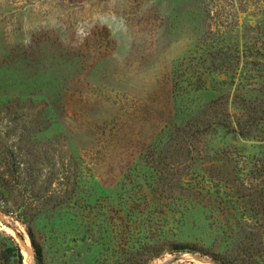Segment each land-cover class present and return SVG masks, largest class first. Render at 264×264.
I'll return each instance as SVG.
<instances>
[{"label":"rangeland","instance_id":"374dc122","mask_svg":"<svg viewBox=\"0 0 264 264\" xmlns=\"http://www.w3.org/2000/svg\"><path fill=\"white\" fill-rule=\"evenodd\" d=\"M209 107L214 125L193 140ZM1 144L43 167L13 201L31 209L43 264H144L150 246L163 250L151 264L212 262L171 248L223 252L261 219L244 207L264 205V0H0ZM193 170L213 188L177 189ZM132 171L136 188L119 189ZM156 173L163 189L148 188ZM26 226L0 212L22 256L0 264H36Z\"/></svg>","mask_w":264,"mask_h":264},{"label":"trees","instance_id":"16d2710c","mask_svg":"<svg viewBox=\"0 0 264 264\" xmlns=\"http://www.w3.org/2000/svg\"><path fill=\"white\" fill-rule=\"evenodd\" d=\"M225 68V67H224ZM228 67L225 71H228ZM207 108L205 111L200 112L198 117L195 118V125L192 126V133H189L188 136L192 138L193 140H197L196 137L199 136L200 138H203V134L210 129L214 124H212L208 114H211V110ZM227 115H224L222 123H220L218 126L225 129L226 131H229L230 127L227 123ZM212 116V115H211ZM235 129H232V132H234ZM244 136V131H241ZM187 140V135H185L182 139V141ZM197 144H202L201 141H195ZM205 147V145H202ZM194 150H196V146H193ZM23 148L19 145L13 144L10 146H7L5 144L0 145V212H2L4 215L12 219V221L21 222L23 224H27V233L30 237L31 244L33 247V250L35 252L36 257V264H43L44 263V254L42 246L36 241L34 233L32 231V227L28 226V215L31 209H29L26 205L25 206H18L13 204V201L18 198H23L26 195V192L28 191L25 182L28 179H33V176H36V182H39V180L42 178V171L43 167H37L36 169H33L31 165L29 164V161L24 158L26 156L25 152L22 151ZM198 155L202 156L201 150H197ZM205 153L207 152L204 151ZM225 155L229 152H223ZM216 154L219 155V153H216V151L213 153V155L216 156ZM221 155V154H220ZM205 156H208L207 154ZM206 158V157H205ZM194 160V159H193ZM193 160L191 163H193ZM215 159L209 160L207 163H212V167L214 166ZM198 161H195L193 164H197ZM192 165V164H191ZM203 166V164H201ZM182 166L181 163L178 164V168ZM223 178L229 175L227 178V181L234 182L231 178L235 176L233 172L230 173H222L221 174ZM157 173L154 176L155 178L148 186L152 189L159 188L160 184L159 180H162L164 183L167 181V177H163L162 174L159 175L160 178L157 177ZM219 175H216L218 177ZM215 177V178H216ZM217 179V178H216ZM227 181H223V186L220 189H225L224 183H228ZM136 182H139V177L135 175L134 171L129 172L127 176H124L121 183L119 184V189H128L129 187L132 189L136 188ZM162 182V183H163ZM212 183L210 179H207L205 176H202L198 173V171L193 170L192 173L188 172L185 175H178L176 178V183H178L177 189H189L190 194L193 190L191 189H212L213 187L210 186L209 183ZM232 184V189H254L251 184L247 183V186L242 184L236 185ZM153 184V185H152ZM250 187H249V185ZM132 185V186H131ZM23 186V187H22ZM163 189V187H160ZM140 189H143L142 187ZM36 194L43 195L44 190L42 189V185L39 189H34ZM249 190V191H250ZM199 195H195L196 193L193 192L192 195H195L194 197L203 196V193H199ZM208 193V192H207ZM256 194V192H250L246 196L249 198H252ZM210 196V195H208ZM219 197V196H218ZM53 196H51V200L53 201ZM208 198V199H207ZM204 197L208 203H210L206 208H209L213 212H218L219 214L223 215H229L231 219L234 218L237 211L236 208L230 207L229 203L225 201L223 204L222 201L217 202V198L213 200L214 203H212L210 200L212 198V195L210 197ZM234 198V197H233ZM259 198L262 200L264 199V191H259ZM257 199V197H256ZM252 201V200H251ZM234 203V202H233ZM217 204V205H216ZM231 204V203H230ZM259 206H252L248 208L247 206L244 207V211L247 210L250 212H253V214H256L255 216L261 215V219L256 218L255 223L252 224H246L245 226H242L241 230L238 232L240 234L237 238H227V241H229L226 249L222 252L215 251L211 249H197L196 246H183V245H174L171 248V252L174 254H179L181 252H193V253H199L202 257L208 258L210 261H212L215 264H264V205L262 202H260ZM217 206V207H216ZM40 207H37L36 212L42 211L39 210ZM45 209V208H44ZM53 209V208H52ZM237 225L229 224L227 221L226 224L220 225L218 227L219 230L226 231V232H235L237 229ZM153 249H152V248ZM150 254L148 257L145 258L144 264H151L152 261L155 259L161 257L163 255V250L157 249L155 246H150ZM20 247L13 236L7 235L5 232H0V263H8L11 261V259L18 258V262H22V256L20 253ZM182 264H194L193 262H187Z\"/></svg>","mask_w":264,"mask_h":264},{"label":"bare ground","instance_id":"6f19581e","mask_svg":"<svg viewBox=\"0 0 264 264\" xmlns=\"http://www.w3.org/2000/svg\"><path fill=\"white\" fill-rule=\"evenodd\" d=\"M24 247H25V254H27L25 256H28L29 255V260L32 259V256L30 255L31 251H30L29 245H24ZM201 263L202 264H212V263H210L208 261H205V260H201Z\"/></svg>","mask_w":264,"mask_h":264},{"label":"water","instance_id":"95a60500","mask_svg":"<svg viewBox=\"0 0 264 264\" xmlns=\"http://www.w3.org/2000/svg\"><path fill=\"white\" fill-rule=\"evenodd\" d=\"M9 227V226H8ZM11 228V227H10ZM210 263H212V262H210ZM212 264H215V263H212Z\"/></svg>","mask_w":264,"mask_h":264}]
</instances>
